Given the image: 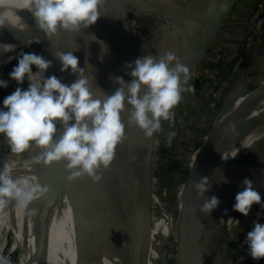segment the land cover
<instances>
[{
	"label": "clouds",
	"instance_id": "clouds-1",
	"mask_svg": "<svg viewBox=\"0 0 264 264\" xmlns=\"http://www.w3.org/2000/svg\"><path fill=\"white\" fill-rule=\"evenodd\" d=\"M104 2L15 0V7L30 12L38 29L51 37L59 30L79 32L94 25ZM12 6L13 0H0V27L22 29V18L13 24L6 15L7 9ZM77 50L53 54L61 63V72L70 69L71 74L76 76L71 84L63 83L55 75L46 76L53 62L43 55L23 52L17 57V63L8 75L17 85H23L27 79L28 87L17 86L3 99L0 135L7 138L15 154L25 152L33 144L43 149L34 157L35 163L48 166L52 162L66 161L70 182L84 175L98 182L102 179L101 167L105 170L109 168L116 146L124 139L122 114L127 111L128 124H135L147 138H151L154 133L163 131L161 121L171 119V110L183 99L182 93L193 92L194 89L188 85V67L180 63L174 52L169 51L160 57L141 56L127 64L130 71L126 75L132 79L125 81L123 77H112L119 87L110 95L100 89L102 96H97L92 87L95 77L90 78L86 67L79 66V60L73 54ZM88 55L84 65L93 67L88 63ZM8 83V80L0 79V88H7ZM166 135L171 146L176 133L168 132ZM12 172L9 163H5L0 171V206L5 204L6 199H13L21 207H27L48 191L47 185L34 182L27 176L13 178ZM208 178L201 177L194 183L198 197H204L210 191ZM220 203L216 196H206L199 211L212 213ZM253 204L264 207L261 194L254 189L252 180L245 177L242 190L235 196L233 211L247 217ZM244 243L253 260H264V223L255 222ZM240 259L243 260V257ZM0 264H11V261L0 256Z\"/></svg>",
	"mask_w": 264,
	"mask_h": 264
},
{
	"label": "bare ground",
	"instance_id": "bare-ground-1",
	"mask_svg": "<svg viewBox=\"0 0 264 264\" xmlns=\"http://www.w3.org/2000/svg\"><path fill=\"white\" fill-rule=\"evenodd\" d=\"M13 1L15 2V0ZM220 1L221 5L225 0ZM148 4L151 5L146 0H124V4H122V7H126L129 18L133 62L141 56L150 55V53L147 45H142L143 43H141L139 46V42L134 38V28L130 18V6L140 9L145 8ZM158 7L162 13V15L160 14V18L161 16L163 18L164 15L169 19L164 21L159 27L163 37L162 51L164 50V54L171 51L176 56H179L191 36L198 31V17L185 10L171 11V14H178L179 20L184 23V25L173 29L172 17L169 18V14L165 13L163 7ZM152 8L156 10L157 5H154ZM19 11L20 8L13 5V7L7 9L6 15L10 17ZM119 14H123V12H119ZM24 16L28 19H34L28 11ZM16 23L17 21L13 24ZM26 26L28 25L22 21V29L20 27H16L15 29L10 28L7 33L3 34L2 38H7L10 35H15V38L11 47L7 50L0 49V56L2 54L13 55L19 52L34 34H38L39 30L38 32H34L38 28L36 24L29 28ZM87 31V29H82L79 32H67L68 35L64 38L58 36L57 33L56 37L59 38L60 46L64 48L65 52L75 50L74 45L75 47L79 46V50L73 54L76 56L78 54L79 66L86 67V73L89 77H95L92 82L93 91L97 96H102L100 89L110 95L114 92L111 87L102 89L100 86L104 75H102L99 63L96 60ZM121 31L123 32L121 28H116L113 31L111 27L108 29V32H113L116 35V40L118 41L122 39L120 37ZM86 54H90L87 57L88 63L93 67L84 65ZM67 79L66 75V82ZM233 105H236V101ZM236 106L239 107L233 111L226 112L216 120L206 140L207 142L200 152L199 158L196 160L189 177H187L183 189L185 192L183 199L184 213L181 220L184 228V237L179 249V264H205L203 254L200 253L205 245L202 239V236L204 237L203 233L205 230H209V223L212 222L215 215L235 204V196L242 190V181L245 177L252 180L254 189L261 194V198L264 197V160H261L260 156L251 155L250 153L264 143V100L261 103L248 101L246 104H243L242 100ZM122 121L125 123L124 139L116 146L114 160L107 170L104 169V172L110 189L115 194L122 209L125 210L133 156L138 142L135 129H138V126L128 124L127 111L122 114ZM214 149L220 150L214 151ZM230 149L232 150L229 153ZM42 151L43 149L39 147L35 148L29 158L25 160L28 163L23 169L22 174L18 177L27 176L34 180V182L47 185L48 191L39 199L30 202L27 207H21L14 200L17 238L24 251L27 264H43L40 259L38 260L36 255L35 243L31 237L29 224L35 226L36 235H40L39 233L42 230L44 232V228H42L38 217L41 220L48 206H51V204L53 205L50 221L52 231L47 245L48 259L47 257L45 258L47 264H103L101 260L102 253L109 264H116L115 253L102 234V224L97 213L98 207L93 194L92 179L84 175L70 182L68 180L70 173L66 170V161L52 162L48 166H45L43 163H35L34 157L38 156ZM219 162L222 163L220 169L213 172L212 163L217 164ZM22 165L20 163L16 167L13 164L12 168L13 170H19ZM207 176L209 177L208 186L211 189L204 197H198L194 183L198 182L201 177ZM65 178L69 181V187L72 191H75L78 195L80 206L83 207L80 209V215L82 220L87 222L85 225L86 241L84 240V235L81 234L79 246ZM223 179L226 181V185L224 186L222 185ZM123 185L124 187H122ZM211 194H214L221 203L212 213H207L208 219L211 220L209 222L207 219L204 220L205 213H201L199 208L204 203L206 196L209 197ZM31 204L38 217L36 215L31 217L28 224L27 212ZM236 221L237 219L234 220V223ZM35 240H40V236ZM136 259L137 263H135ZM142 259L136 251L132 259L133 263L131 261V264H143ZM144 263L147 264L145 259ZM148 264L156 263L153 259V262ZM227 264L229 263L227 262ZM252 264H264V260L254 261Z\"/></svg>",
	"mask_w": 264,
	"mask_h": 264
},
{
	"label": "rangeland",
	"instance_id": "rangeland-1",
	"mask_svg": "<svg viewBox=\"0 0 264 264\" xmlns=\"http://www.w3.org/2000/svg\"><path fill=\"white\" fill-rule=\"evenodd\" d=\"M149 1L151 5L148 4L145 8H135L130 6V18L131 24L134 28V38L136 41L143 43L142 45H147L149 47V53L152 56L160 57L165 55L164 50L162 51L163 45V37L162 32L160 30V25L169 20L168 17L163 15V18L160 14L161 6L165 9V13L169 14V18L172 17L173 22V29H176L181 26V23H178L175 19L176 14H171V11H182L185 10L186 12L192 13L196 15L203 23L204 26H207L211 19L213 18L214 14L219 10L220 7V0H146ZM201 1V2H199ZM14 2V1H13ZM194 3V4H193ZM153 4V5H152ZM200 4V5H199ZM15 6V2L13 3ZM157 5V12L153 10L152 7ZM196 5V6H195ZM13 7V6H12ZM150 7V9H149ZM152 9V10H151ZM27 12L26 9L20 8L19 12L14 13L9 18L14 23L18 20V18H22L28 26L31 27L36 24L35 19H28L24 16ZM157 13V14H156ZM25 17V18H24ZM30 25V26H29ZM9 26L0 27V49L7 50L11 47L15 35H10L7 38H2L3 34L9 31ZM38 28L34 32H38ZM68 31L59 30L58 36L66 37ZM160 32V36H159ZM66 34V35H64ZM196 34H193L191 38H193ZM12 36V37H11ZM55 37V35L51 36ZM45 38H50L46 36L44 32L39 30L38 34H34L24 45L19 52L8 55L2 54L0 56V79L8 80V87L7 88H0V108H3V99L10 95L12 92L15 91L17 86H21L24 89L28 87V81L25 79L23 85H17L14 80H11L9 77V73L12 68L17 63V57L22 54L23 52H34L36 54L43 55L46 59L52 60V56H48V49L49 52L52 51L51 44L46 42ZM58 38V37H57ZM186 43L184 50L181 51V55H179V59L183 57L185 51L188 49L190 44V40ZM59 40V38H58ZM161 44V45H160ZM159 48V49H158ZM225 50V46L222 47ZM161 50V51H160ZM221 50V49H220ZM55 76L58 77L60 72L59 65L55 63L53 65ZM35 67H33V71H35ZM54 75L52 71L49 69L46 72V76ZM67 73L65 72V76ZM191 81L193 78L189 79L188 85H191ZM182 87H187V85H183ZM199 92H183L182 96L183 99L181 102L175 106L171 111L173 113L171 119L169 120H162V129L163 131L157 132V150L156 156L154 161V170L152 175V187H153V201L149 206L148 213L151 214L152 217V239H151V248L149 249L148 255L150 256V261L156 264H179V236H180V212L183 209V199L185 192L182 191L186 184V176L190 170L193 168L196 160L199 158L200 152L204 145L203 142L207 140L209 133L213 127L214 122H216V117L218 115H222L221 112H217L214 110V114L209 115V118L205 117L203 119L199 118L200 113L198 112L199 106L195 100V95H198ZM225 93V89L223 94ZM223 96V95H222ZM243 98H239L236 100V105H239L242 102ZM205 107V103H204ZM216 108V106H215ZM222 117V116H221ZM194 118V119H193ZM188 120L192 122L199 121L202 124H198L199 127L193 129V127H189ZM193 130V132L191 131ZM191 131V132H189ZM168 132H175L176 135L172 138L171 146L167 143V133ZM228 147V146H227ZM37 148L34 144L25 152L19 154L12 153L11 147L10 151L7 152V156H3V159H0V171L3 169V165L5 163H9L10 165H15L16 167L22 163L25 164L20 167L19 170H16L12 173L13 178H17L19 175L22 174L23 169L25 168L26 164L28 163L27 160L32 152ZM185 148V149H184ZM217 149L214 151H219ZM232 149L229 150V153ZM251 155L260 156V158L264 159V143L258 146L256 149L250 152ZM228 155V154H227ZM180 156V157H177ZM24 161V162H23ZM218 164V165H217ZM213 165V172L215 170H219L222 163H217ZM208 177V176H207ZM66 179V178H65ZM224 180V181H223ZM222 185H226L225 179H223ZM209 181V179H208ZM66 182V181H65ZM67 184V183H66ZM68 192H69V201H70V208L72 212V217L74 221V225L76 227V237L78 246L81 242V234L84 235V240L86 241V232H85V225L86 221L82 220L80 215V209L83 208L80 206L78 201V195L75 191L67 184ZM264 201V197L262 198ZM48 206L46 213L41 218V226L44 228L40 231V235H36L35 226L29 224L31 217L36 215L34 213L33 206H30L27 212V221L29 224V230L31 233L32 240L35 243V250H38L39 253L37 255L38 260L40 259L43 264H47L45 258L48 259V240L52 231V227L50 226V221L52 218V207ZM227 213L225 214V210L221 213H218L213 218L212 222L208 219V214H205L204 220H209V230L204 231V237L202 239L205 243L203 250L200 253L203 254L205 259V264H227V261L224 260L225 256H220V252H222V248L224 246V241L222 237L226 234L227 237H234L238 238V240L230 241L233 242L232 245L228 244L232 248L234 246H240V243L243 242L239 239L238 235L234 232L237 230L243 231L247 226V231L252 229L255 222L264 223V207L261 205L253 204L251 212L247 217L243 216L242 214L233 211V206L227 208ZM15 207H14V200L13 199H6V202L3 206H0V222L7 223L10 220V224H4L3 228H0V256L7 257L11 264H27L26 257L24 251L19 244V240L17 238L16 227H15ZM263 211V212H262ZM30 212V213H29ZM33 213V214H31ZM80 215V216H79ZM254 215V216H253ZM9 217V219H7ZM234 217V218H233ZM245 218V219H244ZM38 219H40L38 217ZM223 219V220H221ZM237 219L236 223L234 220ZM220 223V224H219ZM143 231L140 234V242L145 239L146 235V224L143 221ZM197 224V223H196ZM81 230H80V228ZM228 227H233L228 229ZM226 232V233H225ZM212 234V238L207 239L206 236H210ZM202 235V234H201ZM221 235V236H220ZM40 236V240H35ZM40 244L38 245V243ZM85 243V242H84ZM5 244V245H4ZM77 248V247H76ZM47 254V255H46ZM77 254V251H76ZM224 255V254H223ZM101 260L103 264H109L104 254H101ZM226 261V262H224ZM232 261V260H231ZM234 262V261H233ZM133 263V260H132ZM137 263V259L135 260ZM143 264L144 261H142ZM229 263V262H228ZM250 262L249 264H252ZM230 264V263H229Z\"/></svg>",
	"mask_w": 264,
	"mask_h": 264
},
{
	"label": "water",
	"instance_id": "water-1",
	"mask_svg": "<svg viewBox=\"0 0 264 264\" xmlns=\"http://www.w3.org/2000/svg\"><path fill=\"white\" fill-rule=\"evenodd\" d=\"M236 1L237 0L223 1V4L220 5L219 10L214 14L207 26H204L202 21L198 18V31L196 35L191 38L188 49L180 60V63L187 66L189 69V79L200 58L205 53L210 41L213 39L224 19L229 15ZM122 4H124V0H105L104 4L100 7V17L97 22L87 28L96 60L99 63L102 75H104L100 86L102 89L111 87L114 91L119 85L114 83L112 77H123L125 81H130L132 79L129 75H126V73L130 71L126 65L133 63V56L128 13L126 7H122ZM119 12H123V14H119ZM109 27H111L112 31L114 29L116 30V28H121L123 30L120 35L122 39L119 41L116 40V35L113 32H108ZM263 30L264 26L257 34L254 43ZM56 36L57 35H55V37L45 38V40L51 44L50 47H52L51 52H49L48 49V56L51 54L53 65L57 63L59 69H61L60 61L56 60L53 54L57 51L65 52V50L60 46V42ZM74 48L79 50L78 45L77 47L74 45ZM240 69L241 68H239L237 72H239ZM49 70L52 71L54 75L56 74L53 72V66L50 67ZM66 73L68 77L67 82L65 81V72L60 71L58 78L65 84H71L76 77L74 74H71L70 69ZM238 98L239 96L235 94L230 96L228 104L222 111V115L239 107L233 105ZM263 100L264 81L249 92V94L244 96L243 104H246L248 101L261 103ZM126 108H130V106L126 105ZM222 115H218L215 120ZM135 130L138 142L133 156L130 186L127 192L125 210L122 209L115 194L110 189L103 167L100 169L102 179L98 182H93V194L96 198L98 207L97 213L99 214L102 224V234L115 253L116 264H131L136 251L140 257L144 258L148 263H151L147 251L151 248L153 221L148 211L153 201L152 173L154 170V158L156 156L158 136L157 133H154L151 138H147L143 130L139 127ZM206 142L207 141H204L202 145L206 144ZM261 160L264 159L261 158ZM191 171L192 168H190L186 178L189 177ZM53 176L55 177L54 174ZM212 196H214V194H211L209 198ZM183 213L184 209H181L178 251L182 244V238L184 237V228L181 220ZM143 221L147 225L146 235L145 239L140 242V234L143 231ZM39 244L40 242L38 245ZM39 248L38 246V251Z\"/></svg>",
	"mask_w": 264,
	"mask_h": 264
},
{
	"label": "crops",
	"instance_id": "crops-1",
	"mask_svg": "<svg viewBox=\"0 0 264 264\" xmlns=\"http://www.w3.org/2000/svg\"><path fill=\"white\" fill-rule=\"evenodd\" d=\"M258 4L263 5L264 0H237L235 2L229 15L222 22L220 28L210 41L205 53L200 58L194 72L192 73L191 79L193 78V81H191V86L194 89L193 92H199L198 95H195L196 101H194L197 102V105L199 106V118L203 119L205 117L204 103L210 90L215 85V78L219 74L220 65H223L225 69L230 70L236 62L240 61L241 69L239 72H234L233 76L227 77L224 87L225 93L216 104V110L218 113L223 111L232 94L239 96V98H244L245 95L249 94V92L254 90L264 81V30L258 35L257 40L252 47H245L247 34L252 27V24L248 23L246 17L251 13L253 7ZM176 15V21L181 23V25H184V23L179 20V15ZM140 45L141 43L139 42V46ZM223 46H225V50L222 49ZM206 69H211V71L207 72ZM190 121L191 120H188V126L193 127L195 130L199 127L198 124H202V122L195 120L192 122L194 124H191ZM3 147L4 146H0V154H2V156H7V152L10 151V145L8 144L9 148ZM65 181L69 185V181L67 179H65ZM122 187H124V185ZM34 213L36 214L35 210ZM38 220L40 221V219ZM9 222L7 223L6 220L5 222H0V228H3L4 224L9 225ZM230 228L233 227H228V229ZM247 228L248 227L246 226L243 231L237 230L234 232L238 235L239 239L243 241L240 243L239 247L234 246L232 248L231 246H228V244L232 245L233 243L230 241L238 240L235 235L234 238H232V236L227 237L226 234L222 237L224 246L221 250L222 252H220V256H225L224 260L230 264H249L250 262L255 261L248 255V246L244 243L247 233L250 231H247ZM206 237L207 239L212 238V234ZM35 252L36 255H38V250H35ZM241 257H243V260L240 259Z\"/></svg>",
	"mask_w": 264,
	"mask_h": 264
},
{
	"label": "built area",
	"instance_id": "built-area-1",
	"mask_svg": "<svg viewBox=\"0 0 264 264\" xmlns=\"http://www.w3.org/2000/svg\"><path fill=\"white\" fill-rule=\"evenodd\" d=\"M246 20L248 23L252 24V27L247 34L245 47L250 48L255 41L257 34L264 26V4L263 5H255L250 14L247 15ZM240 68V61L236 62V64L232 67V69L227 70L223 67V65L219 66V74L215 78V85L210 90L206 100H205V115L209 118V115L214 114L215 106L219 99L223 95L224 87L227 81L228 76H233L234 72H236ZM207 72H210L211 69H206ZM193 132V130H191ZM189 131V132H191ZM191 132V133H192Z\"/></svg>",
	"mask_w": 264,
	"mask_h": 264
},
{
	"label": "trees",
	"instance_id": "trees-1",
	"mask_svg": "<svg viewBox=\"0 0 264 264\" xmlns=\"http://www.w3.org/2000/svg\"><path fill=\"white\" fill-rule=\"evenodd\" d=\"M8 140L7 138L4 136V135H0V146H4L3 148H9L8 147ZM7 146V147H6ZM185 149V148H184ZM177 157H180V156H177ZM0 159H3V156L2 154H0ZM154 161H155V158H154ZM154 194V192H153ZM9 218V217H8ZM154 221V220H153ZM153 231V230H152ZM142 261H144V258L142 259ZM148 264V262H147Z\"/></svg>",
	"mask_w": 264,
	"mask_h": 264
}]
</instances>
